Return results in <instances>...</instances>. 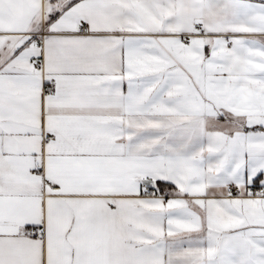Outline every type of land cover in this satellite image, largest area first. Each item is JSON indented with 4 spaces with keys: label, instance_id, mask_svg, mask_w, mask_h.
Returning a JSON list of instances; mask_svg holds the SVG:
<instances>
[{
    "label": "snow or ice",
    "instance_id": "1",
    "mask_svg": "<svg viewBox=\"0 0 264 264\" xmlns=\"http://www.w3.org/2000/svg\"><path fill=\"white\" fill-rule=\"evenodd\" d=\"M0 264H264V0H0Z\"/></svg>",
    "mask_w": 264,
    "mask_h": 264
}]
</instances>
